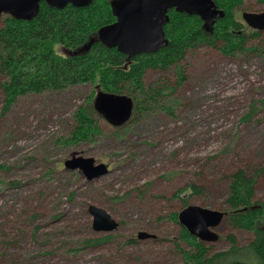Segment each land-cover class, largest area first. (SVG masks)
<instances>
[{"label": "rangeland", "instance_id": "1", "mask_svg": "<svg viewBox=\"0 0 264 264\" xmlns=\"http://www.w3.org/2000/svg\"><path fill=\"white\" fill-rule=\"evenodd\" d=\"M244 11L262 12L264 2L244 0L234 10L251 34ZM259 32L247 44L251 49L236 55L196 47L181 60V77L173 65L149 68L145 84L171 85L173 94L159 104L143 101L122 127L99 118V137L79 144L67 140L76 111L97 92L94 85L29 94L3 114L6 77L0 74V264H184V251L194 246L181 237L180 210L197 204L227 212L228 183L238 168L256 176L255 199L264 200ZM55 50L73 52L63 45ZM74 152L108 164L109 173L88 180L67 169ZM92 204L106 209L118 228L96 232ZM216 230L219 241L207 243L211 253L228 250L231 234L237 246L254 238L225 219ZM140 231L156 237L139 240ZM100 238L108 239L93 242Z\"/></svg>", "mask_w": 264, "mask_h": 264}, {"label": "trees", "instance_id": "2", "mask_svg": "<svg viewBox=\"0 0 264 264\" xmlns=\"http://www.w3.org/2000/svg\"><path fill=\"white\" fill-rule=\"evenodd\" d=\"M214 1L225 11V17L216 22L212 32L205 29L199 16L171 9L170 20L164 27L168 45L156 53L134 57L117 48L106 47L99 37L101 27L116 21L111 0H93L88 7L68 4L62 9L50 7L43 1L38 15L32 20L3 15L0 18V74L6 77L2 83L3 114L11 111L23 96L81 84H92L95 91L100 85L105 91L135 92L133 98L138 103L135 111L140 110L143 101L159 104L164 96L172 95L175 88L161 84L147 86L144 78L149 68L168 70L173 65L181 77V60L196 47L207 45L224 54L236 55L251 49L247 45L250 38L260 35L254 29L251 34L247 33V26L234 13L244 0ZM57 45L73 52L62 56L55 50ZM94 97L76 111L77 122L68 143L92 141L101 134L99 118L104 117L95 110ZM256 183V176L238 168L230 176L225 200L229 206L225 221L235 228L254 232L250 243L237 246V238L231 234L228 238L232 246L228 250L211 253L207 243L191 235L183 226L181 237L194 246V249L184 251V264H264V200L255 199ZM190 188L198 190L195 184ZM174 217L176 219L177 213ZM107 239L93 242L101 243Z\"/></svg>", "mask_w": 264, "mask_h": 264}, {"label": "water", "instance_id": "3", "mask_svg": "<svg viewBox=\"0 0 264 264\" xmlns=\"http://www.w3.org/2000/svg\"><path fill=\"white\" fill-rule=\"evenodd\" d=\"M45 1L50 7L65 8L68 4L88 7L93 0H0V17L11 15L18 20H32ZM116 21L100 28L99 37L108 48H117L121 53L134 57L143 53H156L168 45L164 27L169 22V11L175 9L189 15L199 16L207 31L212 32L218 19L225 16L214 0H111ZM242 17L255 30L264 31V11H244ZM89 48V47H86ZM94 108L98 114L115 127H122L132 118L135 100L128 94L105 91L96 86ZM70 170H81L88 180L109 173L108 164L97 162L94 157H84L74 152L65 161ZM93 229L96 232H111L119 222L103 207L90 205ZM226 212L197 204H189L178 213V220L187 231L205 243L219 241L217 227L223 222ZM156 235L140 231L139 240L155 238Z\"/></svg>", "mask_w": 264, "mask_h": 264}]
</instances>
